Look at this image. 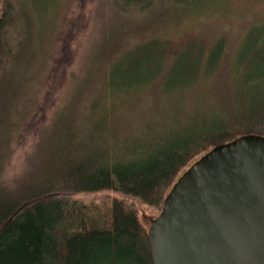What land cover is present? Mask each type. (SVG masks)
<instances>
[{"label":"rangeland","instance_id":"obj_1","mask_svg":"<svg viewBox=\"0 0 264 264\" xmlns=\"http://www.w3.org/2000/svg\"><path fill=\"white\" fill-rule=\"evenodd\" d=\"M12 1L24 7L29 27L23 26L26 16L21 13L9 29L11 48L0 76V181L7 187L40 170L63 142V126L72 125L71 118L81 135L103 112L107 123L101 134L119 147L146 132L145 122L157 130L161 119L166 125L171 119L183 123L195 110L222 102L232 109L240 106L230 88L236 66L246 68L244 62H250L254 42L257 56L249 71L264 72V0H166L131 18L123 13L122 0ZM177 2L182 7H173ZM218 42L221 50L214 48ZM219 50L212 72L202 75L201 67L194 81L169 85L196 52L206 58ZM155 52L171 63L160 88L150 83L118 92L119 80L129 82L135 72H147L152 66L148 55ZM138 61L142 66L136 67ZM241 73L236 75L240 80ZM152 89L175 96L148 95ZM59 195L90 206L94 218L88 224L100 229L111 226L114 198L134 209L145 228L162 205L114 189Z\"/></svg>","mask_w":264,"mask_h":264},{"label":"trees","instance_id":"obj_2","mask_svg":"<svg viewBox=\"0 0 264 264\" xmlns=\"http://www.w3.org/2000/svg\"><path fill=\"white\" fill-rule=\"evenodd\" d=\"M122 1V11L130 18L143 8L153 10L154 5L166 2ZM180 4L177 2L173 7H182ZM19 6L12 0H0V76L11 48L9 29L18 23L21 13L26 16L23 26L29 27L27 13L22 4ZM255 45L250 62L243 61L246 68H235L229 88L240 106L234 109L222 102L195 110L186 122L171 119L167 125L159 117L157 130L150 121L145 122L146 132L123 140L119 147L101 134L107 123L103 112L97 124L84 126L81 135V127L71 118L72 125L63 126V142L48 155L40 170L27 174L10 187L0 181V264H151L149 227L140 223L134 209L114 198L111 226L100 229L94 222L88 224L94 218L90 206L76 199H64L59 193L114 189L149 204H162L180 172L213 145L247 133L264 135V88L259 87L264 83V72L249 71L256 61ZM214 48L221 50V42ZM220 50L216 57L210 53L206 58L202 51L196 52L194 61H188L189 65L177 72V80L169 85L183 87L189 80L194 81L201 67L202 75L212 72L218 65ZM148 57L153 67L148 66L145 73L135 72L132 81L119 80L118 92L127 86L136 88L150 83L160 88L158 85L166 81L164 75L171 63H164L163 54L151 53ZM141 63L138 61L136 67L142 66ZM240 71L241 80L236 77ZM157 89L148 95L169 99L175 96L168 94L173 91Z\"/></svg>","mask_w":264,"mask_h":264},{"label":"water","instance_id":"obj_3","mask_svg":"<svg viewBox=\"0 0 264 264\" xmlns=\"http://www.w3.org/2000/svg\"><path fill=\"white\" fill-rule=\"evenodd\" d=\"M151 264H264V135L213 145L150 219Z\"/></svg>","mask_w":264,"mask_h":264}]
</instances>
